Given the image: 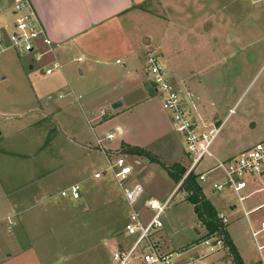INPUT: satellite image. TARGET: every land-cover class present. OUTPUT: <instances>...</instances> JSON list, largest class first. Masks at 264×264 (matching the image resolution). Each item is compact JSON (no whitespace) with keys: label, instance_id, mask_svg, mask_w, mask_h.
Instances as JSON below:
<instances>
[{"label":"rangeland","instance_id":"rangeland-1","mask_svg":"<svg viewBox=\"0 0 264 264\" xmlns=\"http://www.w3.org/2000/svg\"><path fill=\"white\" fill-rule=\"evenodd\" d=\"M194 4L200 7L199 17L195 13L189 17L184 12L180 19L172 20L177 21L172 27L157 15L141 20L135 28L127 25L129 48L115 49L98 63L82 49L73 48L64 54L60 51L62 69H55L51 75H41L39 71L52 61L51 56L41 58L40 62L34 54L20 55L13 49L0 52V113L24 115L19 120L20 130L5 137L3 144L32 154L28 160L23 157L16 169H4L0 175L3 180V174L16 173L17 177L10 178L9 184L14 180L17 183L32 180L26 185L30 193L44 188L37 197H28L25 202L24 230L33 237L35 254L33 257L32 252L25 251L23 264H113L111 252L117 247L128 248L134 242L136 236L124 232L130 211L111 173L107 171L100 179L93 178L95 172L107 166L96 140H103L105 154L111 160L126 156L133 168L130 186L143 184L152 172L149 182L143 185L150 198L158 201L165 200L173 191L174 181L160 164L144 157L138 158L140 165L134 164L131 156L119 152L121 144L140 145L164 165L181 162L189 167L192 159L185 137L173 129L170 115L155 92L147 69L149 55L159 58L174 86L193 95L205 121L211 120L214 128L221 124L220 138L233 124H238L240 136L244 135L230 147L232 157L264 140V0H201ZM11 7L12 0H0V31L5 45L9 44L7 36L13 31L15 16ZM209 21L213 25L211 32L207 30ZM74 58H81V62L73 61ZM30 65L34 66L32 70ZM79 69L83 75H79ZM67 84L74 89L73 94ZM113 100L121 101L122 106L113 110ZM183 105L190 111L188 105ZM36 110L39 112L30 113ZM53 116L60 125L54 124ZM3 125L0 117V126ZM117 125L125 128L123 135L116 131ZM107 134L114 135L111 142L105 140ZM167 146L169 149L163 154L162 149ZM213 150L212 145L210 151ZM215 166V160L204 156L194 173H206L208 179L222 183L224 175ZM24 170L26 176L21 175ZM209 170L213 172L207 174ZM260 175L264 173L243 178L247 185L240 191L244 205L252 190L255 194L250 201L257 206L264 203V176ZM75 183L80 186L79 200L60 195ZM200 184L205 199L226 216V231L245 264H263L257 245H264V232L255 240L250 226L259 230L264 206L249 218V226L236 194L228 185L213 192L209 181ZM232 205L236 206L234 211L230 210ZM141 213L147 217L151 212L142 209ZM160 221L163 228L152 238L154 244L161 236L176 254H181L180 248L194 244L193 250L175 258L174 264H183L190 256L193 257L190 264H231L225 247L211 253L197 241L203 229L192 204L180 198L179 193Z\"/></svg>","mask_w":264,"mask_h":264},{"label":"crops","instance_id":"crops-1","mask_svg":"<svg viewBox=\"0 0 264 264\" xmlns=\"http://www.w3.org/2000/svg\"><path fill=\"white\" fill-rule=\"evenodd\" d=\"M30 1L39 21L41 22L42 26L45 29L47 37L53 43V53L52 54L47 53L42 56V58L45 56L52 57L51 62L47 63L46 66L42 65L39 68L40 74L43 75L42 71L48 68V64L57 61L61 65V63L59 62V56L66 52H69L73 48L82 49V51H84L85 54L88 57H90V59L95 63L105 60V58L115 49L122 48L123 50L125 49L127 50V48H129V46L131 45L130 44L131 41L129 38L130 30H127L128 29L127 27L130 26L127 25H133V27L135 28V25L137 23H140L141 20L145 21L148 17H154L155 15H157V17L159 18H163V22H165V24L168 25L169 27L172 24L175 26L177 24V21L175 23L172 22V20L180 19L179 17L184 12L185 13L187 12V15L189 17H193L194 13L198 14L199 17L200 7L199 5H195L194 2L201 0H30ZM180 3L183 4L181 5ZM210 8L211 6L209 5L208 9ZM4 9H5L4 7H1V10ZM204 10L205 8L203 9V11ZM166 12L168 13L167 15H165ZM212 29H213V25L209 21L207 24V30L211 32ZM0 34L3 35L1 31ZM147 39L150 40L149 38ZM146 42L147 41H145L144 43L146 44ZM36 45L38 52L46 51V48L41 43V41H38ZM60 51H62V54H60ZM72 60L73 61L76 60V62H81V61H77V59L75 58ZM116 62H118V59L116 60ZM33 68H34L33 65L29 66L30 70H32ZM61 69H62V65H61ZM78 73L79 75H83V71L80 69L78 70ZM174 77L178 78V76H174ZM2 79L5 80L6 76H4ZM67 86L70 92L73 94L74 89L69 84H67ZM176 88L180 91V95L181 98L183 99L182 100L183 103L189 106L190 112L196 119L200 131L207 133L212 129H217V133L215 134L209 146V151H210V148L213 145L214 150L210 151V153L213 155L214 158L209 156L208 157L212 158L213 160L215 159L225 160L231 158L232 155H231L230 147L234 146V144H237L239 142L240 137L244 135L242 134L240 136V130H238L237 128L238 124L236 123L233 124V126H231V128H229V130L227 131L226 135H223V137L220 138L219 129L221 127V124L218 127L214 128L211 120L205 121V117H203L197 110L196 107L197 103L193 98V95L189 92H184L177 86ZM46 105L49 106V102H46ZM41 111H43L45 114L49 112V110H47L48 112H46L45 110H41ZM58 111L59 113H62L61 109H59ZM32 112L38 113L39 111L37 110L30 111V113ZM23 116H24L23 114L20 113L17 114L15 112L0 113V117H2V122L4 123L3 127L0 126V140H1L0 141V173L1 171L2 173H4V169H8V168L10 170L16 169L19 166L18 162L22 161L23 157H26V159L28 160V158H30L29 156H32V154H25L22 150L18 151L17 148L11 149L3 144L4 142L3 140L5 137L11 135L10 133H13L14 130H20L21 127H18L19 125H21L19 120L22 119ZM52 120L54 124L60 125V123L57 122L55 116H53ZM115 129L118 132V134L123 135L125 132V128L123 126L117 125ZM246 131L248 132V130ZM128 145L138 146L143 148L142 146L137 144L134 145L128 143ZM165 149L167 150L169 149V147L167 146V148L162 149L163 154L165 153ZM155 154L157 155V153ZM131 157L134 159L133 161L134 164L140 165L141 162L138 159L139 158L138 156H131ZM179 163L183 165L185 168H187L183 163L181 162ZM25 170L24 173L23 172L21 173V175L26 176L27 173L25 174ZM28 172H29L28 174H31V170ZM212 172H213L212 170H209L207 174H210ZM15 174L16 173H13L10 176L9 173H5L3 174V180L1 177L2 174L0 175L1 177L0 178V264H23L24 262L23 256L25 254V251L28 250L32 252L31 255H33V257L35 254L33 237L31 234L26 233L27 232L26 230H24L26 221L23 218V213H24L26 199L28 197L31 198L37 197L38 193L41 194L44 188L38 187L37 191H35L34 193L27 192L26 185L31 184V182H33L32 180L26 182L25 180L18 181V183L15 182L14 180L12 184H9L8 182L10 178H13ZM204 174L206 175V173ZM152 176L153 173L152 172L149 173V176L144 179L143 184L146 185V183L149 182ZM261 176L264 175H260L259 177ZM208 181L211 184H213L214 182H218L215 178L208 179L206 176L205 183H207ZM201 187L203 191L204 190L203 186L201 185ZM246 187L247 185H245V188ZM144 190L145 191L143 195V202L148 199H153L150 198L149 193L147 192L145 187ZM212 191L215 192L213 188ZM254 194L255 192L253 190L249 192L248 193L249 197H247L249 201L246 203V205L243 204L244 201L242 202V205H240L241 211L244 217L246 218L248 224L250 221L249 218L259 209L260 206H264V203L261 204L260 206L259 205L257 206L253 204V201L252 202L250 201V198ZM212 206L214 207V205ZM83 207L84 204H81L80 208ZM214 209L217 211L215 207ZM235 209L236 206L234 205L230 207L231 211H234ZM220 213L221 212H218V214ZM156 231L153 233L152 238L156 236L157 234ZM195 232L196 234H199V231L197 229H195ZM154 242L157 248L161 252H172L171 250L168 249L167 243L161 238V236L159 237V239L157 238L156 241L154 240ZM193 245L194 244L190 246H186L185 248L184 247L180 248L181 254L178 256V258H181L183 255L188 254V252L190 253L193 250ZM236 250L239 253L237 248ZM240 257L242 258L241 255ZM242 260L245 264L243 258ZM185 261L186 260H184L183 264H190L193 262V257L190 256L188 258V261L186 262Z\"/></svg>","mask_w":264,"mask_h":264},{"label":"built area","instance_id":"built-area-1","mask_svg":"<svg viewBox=\"0 0 264 264\" xmlns=\"http://www.w3.org/2000/svg\"><path fill=\"white\" fill-rule=\"evenodd\" d=\"M12 13L15 18L13 31L7 36L9 44L5 45L6 42L3 39V35L0 34V52L13 49L20 55L34 54L36 61H40L44 54H52L53 43L47 37L31 1L12 0ZM38 41H41L45 46V52H38L36 45ZM80 60L81 58H77V61ZM55 69H61V65L57 61L44 69L42 73L43 75H51ZM147 69L155 86V92L160 98L161 106L170 115L173 129L185 137L187 153L192 160L182 178L183 180L190 172H194L195 167L204 156L213 157L209 151V146L217 133V129H212L207 133L200 131L192 113L184 108L180 91L170 82L163 63L157 56H148ZM113 139V134H107L105 138L108 142ZM102 141L98 139L95 144L104 154L107 166L103 171L96 172L93 177L100 179L107 171L111 173L130 211L128 221L124 226V232L128 236H136L134 242L128 248L117 247L111 252L113 264H174V259L180 253L161 252L153 243L152 236L156 230L162 228L163 224L160 221V217L169 207L170 202L174 201L175 194L179 193L182 199L187 196L184 190H179L182 180L165 200L148 199L143 202L144 185L137 182L130 186L133 168L127 162L126 156H117L114 160H111L105 154ZM215 161V169H219L222 172L225 181L223 183L214 182L212 184L213 190L219 192L223 190L225 185H228L236 194L240 205H242L243 196L240 195V191L246 185L243 178L246 175L264 173V140L243 150L237 157L229 158L226 161L216 159ZM198 180L199 182H205L206 175L204 173L198 175ZM60 195L67 199L79 200V184L75 183L63 189ZM142 208L148 209L151 212L150 215L143 217ZM218 218L223 224L228 222L227 218L221 213L218 214ZM250 232L256 240L257 235L264 232V221L260 222L259 230L254 231L250 227ZM201 245L213 253L223 248V241L220 238L210 236L202 240ZM263 249L264 245H257V250L264 264Z\"/></svg>","mask_w":264,"mask_h":264},{"label":"trees","instance_id":"trees-1","mask_svg":"<svg viewBox=\"0 0 264 264\" xmlns=\"http://www.w3.org/2000/svg\"><path fill=\"white\" fill-rule=\"evenodd\" d=\"M120 152L130 156L144 157L151 163L160 164L165 169L168 177L174 181L175 185L182 180L187 171V168L180 163H173L170 166L164 165L150 151L138 146H131L123 143L121 144ZM179 190H184L187 193L185 200L192 204L196 219L199 222L200 227L203 229L204 234L197 241L200 242L210 236L220 238L223 241V247L228 250V253L231 256V264H244L242 258L228 236L225 224H223L218 218V212L209 203V201L205 199L202 187L198 180V174H195L193 171L190 172L181 181Z\"/></svg>","mask_w":264,"mask_h":264},{"label":"water","instance_id":"water-1","mask_svg":"<svg viewBox=\"0 0 264 264\" xmlns=\"http://www.w3.org/2000/svg\"><path fill=\"white\" fill-rule=\"evenodd\" d=\"M121 105H122L121 101H115L114 103H112V109L116 110L119 107H121Z\"/></svg>","mask_w":264,"mask_h":264}]
</instances>
